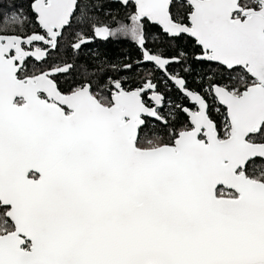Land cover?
Returning <instances> with one entry per match:
<instances>
[{
  "label": "snow or ice",
  "instance_id": "1",
  "mask_svg": "<svg viewBox=\"0 0 264 264\" xmlns=\"http://www.w3.org/2000/svg\"><path fill=\"white\" fill-rule=\"evenodd\" d=\"M115 2L0 8V264H264V0Z\"/></svg>",
  "mask_w": 264,
  "mask_h": 264
},
{
  "label": "trees",
  "instance_id": "2",
  "mask_svg": "<svg viewBox=\"0 0 264 264\" xmlns=\"http://www.w3.org/2000/svg\"><path fill=\"white\" fill-rule=\"evenodd\" d=\"M88 4L95 5H103L104 11L100 13L90 12V16L95 17V23L99 25H114V22L125 21L127 19L126 10L120 7L118 4L112 2V0H86ZM180 1L174 2V4H178ZM16 4L22 5L24 8H27V0H0V8H7L8 6ZM128 12L131 9L127 10ZM158 29V28H156ZM90 34V32H89ZM182 45H188L184 41H180ZM129 45L126 41H113L110 43L96 40L93 46H90L89 49L85 50L84 54L80 55L78 58L74 57L71 52L68 53L69 60H75V63L81 66L78 69V72H87L94 78L96 74H100L102 72L108 71L110 65L108 63L109 58L105 57V63L101 66L100 62L94 58V56H89L88 53L91 52L95 54L97 51L107 50L111 53L112 57H116L119 60L127 63L129 58L137 57V50ZM163 44L162 48H166L167 45ZM175 47V43L172 45ZM115 63V61L113 62ZM259 173V172H258Z\"/></svg>",
  "mask_w": 264,
  "mask_h": 264
},
{
  "label": "flooded vegetation",
  "instance_id": "3",
  "mask_svg": "<svg viewBox=\"0 0 264 264\" xmlns=\"http://www.w3.org/2000/svg\"><path fill=\"white\" fill-rule=\"evenodd\" d=\"M176 1H180V2H182V0H175V1H173V3L174 2H176ZM112 2H114L113 0H112ZM115 4H117L116 2H114ZM122 22H124V23H127L128 21H127V19L125 20V21H122ZM156 28H158V29H156ZM150 32H152L153 34H154V36L155 35H158L159 34V26H152V25H150L149 26V29H148ZM97 40H101V39H97ZM113 41H116V40H119V41H126L127 43H129V45H126V46H131V47H133V48H135L136 49V47L134 46V44L128 39V38H125V37H123V36H119V37H117V38H113L112 39ZM103 41V40H102ZM182 41H184V42H186V43H191V40H190V38H186V39H184V40H182ZM155 47H162L163 46V44H161L159 41H157L156 42V44L154 45ZM166 46V45H165ZM137 50V49H136ZM137 56H138V51H137ZM136 57H133V59H135ZM174 68H176V67H178V66H173ZM152 74V70L151 69H138L137 70V72L135 73V74H131V73H129L128 75L129 76H134L135 77V79H140V78H142L143 76H150ZM157 76H159L160 74L157 72V73H155ZM193 86H195V85H193ZM171 99L173 100V101H176L177 99H179L180 100V102H182L184 105H186V106H190L189 105V101L187 100V99H184L183 97H181V95H180V93L179 92H176L175 90H173V92L171 93ZM166 111V110H165ZM157 134L158 135H160V136H164V132H163V130L161 129V130H158V132H157ZM165 139H166V137H165ZM257 170H259V171H262V169H257Z\"/></svg>",
  "mask_w": 264,
  "mask_h": 264
},
{
  "label": "water",
  "instance_id": "4",
  "mask_svg": "<svg viewBox=\"0 0 264 264\" xmlns=\"http://www.w3.org/2000/svg\"><path fill=\"white\" fill-rule=\"evenodd\" d=\"M114 2H115V0H113ZM173 1H175V0H173Z\"/></svg>",
  "mask_w": 264,
  "mask_h": 264
},
{
  "label": "rangeland",
  "instance_id": "5",
  "mask_svg": "<svg viewBox=\"0 0 264 264\" xmlns=\"http://www.w3.org/2000/svg\"><path fill=\"white\" fill-rule=\"evenodd\" d=\"M257 172H259V170H257Z\"/></svg>",
  "mask_w": 264,
  "mask_h": 264
}]
</instances>
